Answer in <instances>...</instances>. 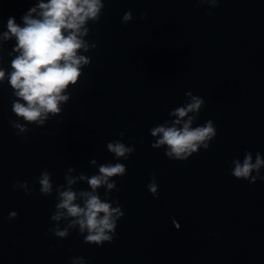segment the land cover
Segmentation results:
<instances>
[{
	"label": "clouds",
	"instance_id": "9594fccd",
	"mask_svg": "<svg viewBox=\"0 0 264 264\" xmlns=\"http://www.w3.org/2000/svg\"><path fill=\"white\" fill-rule=\"evenodd\" d=\"M198 2L202 4L205 0ZM211 3L216 6L218 0H211ZM104 6V0H38L35 6L22 15L21 23H17L15 17L7 19V31L3 32L2 39L9 41L15 38V44L8 55H16L11 59L10 72L0 67V84L7 80L13 90L15 99L12 112L17 119L10 121V124L17 130V136L23 134L27 139L28 125L43 127L50 119V114L52 117L61 114V105L71 98L70 86L77 85L84 67L91 64V58L81 53L89 52L96 45L89 44L84 37L90 32L88 22H98ZM146 17L147 13H143L140 18ZM132 20L131 11L122 17L125 25ZM185 95L190 98V102L170 113L177 118L171 126L160 125L151 129V135L159 137L151 147L157 149L166 146V157L175 161H186L200 149L207 150L217 135L212 120H207L202 126H191L205 101L191 91ZM189 113L194 115L189 116ZM185 117L188 119L182 127H177ZM123 135L121 132V138ZM106 147L117 161L127 159L136 150L134 146H126L122 140L110 141ZM91 163L96 164V161L92 160ZM232 164L234 167L231 175L237 180H247L250 184L264 180V176H261L264 156L259 152L255 154V162L253 153L245 151L243 161L233 159ZM74 171V168L67 169L68 173ZM98 173L90 178L83 173L79 177L66 174V183L54 189L52 174L46 169L41 172L37 178L40 194L45 197L51 196L53 191L56 194L57 202L50 216L55 224L48 229L55 237L65 239L72 230H78L85 244L102 246L113 241L117 223L124 212L118 200L101 199L98 189L105 188L106 198L113 190L118 191L113 178L125 176L127 168L123 163H105L99 166ZM77 180L86 181L90 190L74 191L72 186ZM147 188L153 197H159L155 175ZM12 190H23L26 195L33 191L27 181H16ZM17 216L18 213L12 211L8 219L13 220ZM60 221L65 222L63 228ZM71 264H85L84 257H72Z\"/></svg>",
	"mask_w": 264,
	"mask_h": 264
}]
</instances>
